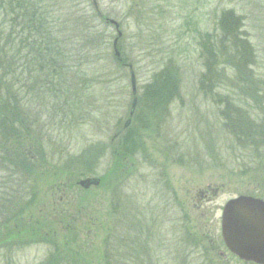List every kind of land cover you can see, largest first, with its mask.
<instances>
[{
  "label": "rangeland",
  "instance_id": "obj_1",
  "mask_svg": "<svg viewBox=\"0 0 264 264\" xmlns=\"http://www.w3.org/2000/svg\"><path fill=\"white\" fill-rule=\"evenodd\" d=\"M96 2L41 0L61 9L52 38L64 50L63 84L23 51L13 16L0 27V109L17 104L44 161L29 176L0 149V264H234L221 246L222 209L239 196L264 200V139L244 129L264 130V0ZM107 19L120 26L122 62ZM131 72L137 101L162 73L178 88L155 112L137 106L134 148L123 153ZM8 138L0 118V145ZM87 179L97 185L79 186ZM196 237H206L199 249Z\"/></svg>",
  "mask_w": 264,
  "mask_h": 264
},
{
  "label": "trees",
  "instance_id": "obj_2",
  "mask_svg": "<svg viewBox=\"0 0 264 264\" xmlns=\"http://www.w3.org/2000/svg\"><path fill=\"white\" fill-rule=\"evenodd\" d=\"M50 3H53V1ZM50 6L46 3H41V0H0V12H5L4 14L0 13V27L9 25L7 23V16H13V19L10 21V26H15L17 29H20L19 34L26 33V42L23 43L20 41V45L23 46V51L25 52L26 49L29 50L30 54L28 52L26 53L28 56L31 55L33 60H38L37 57L42 58L43 65L41 68L45 69V66L53 68L49 73V77H52L54 80L57 79L58 83L63 84V79L59 78L60 72L58 71L64 69V50L62 49V42L60 43V41H55L52 38L57 32H55V26L57 27L60 25L61 14L59 13L61 9L59 8L56 12L52 10L49 11V9H51ZM13 12L14 14L12 15ZM59 43L61 44L60 47L58 46ZM227 43L234 50L239 47V44H235L237 43L236 39H227ZM117 60L119 62L123 61L122 57ZM8 72L10 75L9 78L12 79L13 89L15 83L14 74H16V72L13 70H9ZM49 84L52 85L53 82ZM177 85L176 80L170 76L169 73H162L156 76L153 81L145 87L140 100H138V108L145 102L147 106L150 105L155 112L163 101L173 99L178 88ZM0 88L4 89L2 86H0ZM50 92L53 94L57 93L52 89H50ZM57 95L59 94L57 93ZM258 96H261V92L258 93ZM11 98V101H14L13 96ZM9 105H11L12 109L8 112L4 111L7 109L6 107L0 109V118L3 127L10 135V138H8L3 145H0V149L3 151L1 153L3 159L1 158V160L9 166L16 168L21 167V172L25 171L30 176L29 168L33 165H36L35 169L42 167L44 161L40 162L39 160H35L36 156L33 152L35 143L33 138H31L32 136L28 133L29 129L24 125V120L26 119L20 120L21 111L16 108L17 104H15V102H10ZM137 110L136 108L134 117L137 115ZM131 129L132 125L126 130L125 136L119 140L118 145L121 151H124L123 153H125L127 148H134L135 140L132 138ZM244 129L251 133V135H254V140L264 139L263 136L262 138L258 137L261 136L260 133L264 135V130L260 132L250 125H246ZM257 131L260 133L255 136L254 132ZM9 140H12L10 145L7 144ZM4 154L6 155L4 156ZM26 168L29 169V172Z\"/></svg>",
  "mask_w": 264,
  "mask_h": 264
},
{
  "label": "water",
  "instance_id": "obj_3",
  "mask_svg": "<svg viewBox=\"0 0 264 264\" xmlns=\"http://www.w3.org/2000/svg\"><path fill=\"white\" fill-rule=\"evenodd\" d=\"M96 10L98 5L96 0H92ZM107 22L115 27L118 37L113 42L115 56L120 57L121 54L117 50L118 42L122 37L119 31V24L112 19ZM131 86L134 96L130 117L133 116L137 106V84L135 74L131 73ZM131 123L128 120L125 128ZM97 185V181L87 179L81 181L79 186L89 189L91 186ZM222 236L227 248L240 259L257 264H264V200L250 197L240 196L229 201L222 214Z\"/></svg>",
  "mask_w": 264,
  "mask_h": 264
},
{
  "label": "flooded vegetation",
  "instance_id": "obj_4",
  "mask_svg": "<svg viewBox=\"0 0 264 264\" xmlns=\"http://www.w3.org/2000/svg\"><path fill=\"white\" fill-rule=\"evenodd\" d=\"M223 210H224V207H223V209H222V213H223ZM160 222V221H159ZM158 222V223H159ZM160 226H159V233L157 234V231H156V233H154V240H155V244H154V248L155 249H159V250H161L162 248H160L161 247V245H165V244H163L162 243V241H161V232H160ZM196 239H197V242L199 243V244H197V247H198V249H199V247H201L202 245H204L202 242H201V240H205L206 239V237H196ZM220 239H222L221 241H222V243H223V245L221 244V246H222V248H224L225 250H226V255H229V259L230 260H232V261H234L235 263L234 264H257V263H254V262H246V261H244V260H241L240 258H238L237 256H235L234 254H232L229 250H228V248L226 247V245H225V243H224V240H223V237H222V229H221V238ZM215 240H216V243L218 242V237H216L215 238ZM157 243V244H156ZM162 243V244H161ZM215 243V244H216ZM175 248H174V250H175V252H176V256H177V254L180 252H178V249H179V244H177V243H175ZM180 245H182L183 246V244L181 243ZM180 249H182L183 250V252H185L184 251V249L181 247ZM216 249L217 248H215V249H213V248H211L210 249V253H216ZM181 250V251H182ZM60 255L62 256V258L64 259V260H66L64 257H65V255H63V254H61L60 253ZM59 255V256H60ZM76 256V257H75ZM175 256V257H176ZM156 257V256H155ZM74 258H76V260H79V258H78V254H75L74 255ZM199 259V258H198ZM220 260V262H222L224 259H221V258H218V257H209L208 256V258H201V259H199L201 262H202V264H219V260ZM229 260V261H230ZM160 261H161V259H157V263L156 264H160ZM225 261H227V259H225ZM228 261V262H229ZM77 262V261H76ZM176 262V258L175 259H173V264ZM77 264V263H76Z\"/></svg>",
  "mask_w": 264,
  "mask_h": 264
}]
</instances>
